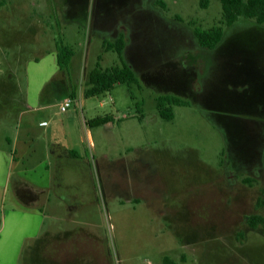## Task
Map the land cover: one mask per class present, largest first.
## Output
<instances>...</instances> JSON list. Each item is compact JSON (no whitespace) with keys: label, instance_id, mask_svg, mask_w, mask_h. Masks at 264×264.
Masks as SVG:
<instances>
[{"label":"rangeland","instance_id":"374dc122","mask_svg":"<svg viewBox=\"0 0 264 264\" xmlns=\"http://www.w3.org/2000/svg\"><path fill=\"white\" fill-rule=\"evenodd\" d=\"M163 1L167 9L154 6L172 31L141 19L140 0H0V145L18 129L45 163L47 144L77 147L79 132L92 130L91 223L62 239L61 264H264V228L246 222L264 217V24L240 17L207 50L193 27L218 24L220 1ZM123 25L138 39L151 33L150 61L135 58L139 85L85 97L98 55L103 68L119 63L102 42ZM58 39L74 50L69 74L57 64ZM190 78L199 90L173 93L187 104L161 118L155 97ZM66 98L73 104L61 112ZM103 115L113 124L87 123ZM69 213L60 226H73Z\"/></svg>","mask_w":264,"mask_h":264},{"label":"crops","instance_id":"0c3cea01","mask_svg":"<svg viewBox=\"0 0 264 264\" xmlns=\"http://www.w3.org/2000/svg\"><path fill=\"white\" fill-rule=\"evenodd\" d=\"M148 1L147 5V0H140L138 8L140 18H145L147 15L154 16L163 24L165 23L164 30L172 31L176 27L173 19L167 20L168 18L160 9L154 6L156 0ZM123 28L125 37L123 58L134 73L137 72L141 76L140 71L143 72V69L135 58L139 54L143 56L147 50L145 42L148 38L147 34L151 33H144L142 37L138 35L140 37L138 39L134 37L135 32L130 31L128 26L123 25ZM107 30L110 33V41H113L120 33L119 28L112 33L110 29ZM143 59L150 61L144 56ZM188 66L190 65L186 64V67ZM87 78L86 73L85 83ZM139 82L138 78V84ZM186 84H181V90L178 86L167 87L171 90L165 94H195L200 88L197 87V81L192 78ZM83 122L86 123L84 119ZM107 123L113 124L112 121ZM85 129V135L81 132L78 134L77 147L62 146L59 149L53 144H47L51 159L45 163L42 162L43 158L38 156L36 144L32 146L24 138H20L18 129L13 135H6L8 148L0 145V189L7 192L5 196L0 195L1 261L7 264H61L60 254L55 250L60 248L62 242L68 241L62 239L69 237L78 228L88 227L91 223L88 220L91 211L86 208V201H91V197L87 196L85 186L91 185L93 180L91 160L86 155L92 148V130ZM6 210L9 211L8 214H5ZM68 212H71L69 214L72 217L73 226L64 228L60 226V222L62 216L67 215ZM31 217H34L33 223ZM46 217L52 224H44ZM37 218H41L38 223H36ZM7 248L11 249L10 253L14 257L8 259L4 257ZM95 257L94 261L98 262V256Z\"/></svg>","mask_w":264,"mask_h":264},{"label":"trees","instance_id":"16d2710c","mask_svg":"<svg viewBox=\"0 0 264 264\" xmlns=\"http://www.w3.org/2000/svg\"><path fill=\"white\" fill-rule=\"evenodd\" d=\"M221 4V19L216 25L209 28L193 27V34L198 44L207 49H213L222 39L224 28L231 26L240 17L254 19L256 23H264V0H219ZM155 3L167 9V5L163 0H156ZM209 0H199L202 8L208 6ZM175 18L181 20L179 15ZM125 44L124 33L120 32L113 40H104L102 48L105 51H113L116 53L119 63L101 67V56L98 55L97 61L93 69L88 73L86 87L84 91L85 97L100 95L109 91L117 84H125L130 90L133 84H138V78L130 66L123 58V49ZM56 60L60 70L69 74V62L74 55V50L69 45H66L56 40ZM132 97V92H131ZM187 101L174 94H160L155 97V105L159 116L163 119L170 120L174 117L172 106L186 105ZM110 115L97 116L89 119L87 122L90 126L104 124L110 121ZM246 181V180H245ZM247 224L251 228L262 226L264 228V217L259 214L247 216Z\"/></svg>","mask_w":264,"mask_h":264},{"label":"built area","instance_id":"2783aa9c","mask_svg":"<svg viewBox=\"0 0 264 264\" xmlns=\"http://www.w3.org/2000/svg\"><path fill=\"white\" fill-rule=\"evenodd\" d=\"M73 104V101L71 98H66L63 102L60 103L59 109L61 112L66 111L69 107H71Z\"/></svg>","mask_w":264,"mask_h":264}]
</instances>
